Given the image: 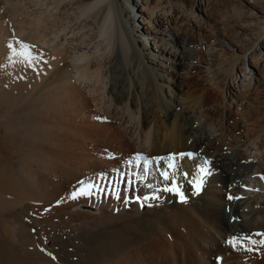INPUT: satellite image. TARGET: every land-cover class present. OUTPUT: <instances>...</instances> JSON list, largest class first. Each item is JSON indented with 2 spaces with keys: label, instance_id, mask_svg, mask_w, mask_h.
Here are the masks:
<instances>
[{
  "label": "bare ground",
  "instance_id": "bare-ground-1",
  "mask_svg": "<svg viewBox=\"0 0 264 264\" xmlns=\"http://www.w3.org/2000/svg\"><path fill=\"white\" fill-rule=\"evenodd\" d=\"M183 1L188 12L181 0H0V153L13 134L9 118L41 101L56 152L34 148L54 153L65 171L25 163L38 193L62 214L91 204L93 222L154 223L136 237L119 235L110 254L90 251L88 262L264 264V37L249 38L264 8L245 0L232 35L223 21L217 27L208 0ZM210 30L221 35L200 43ZM9 44L17 52L28 45L31 63ZM28 73L39 83L27 93L14 82ZM6 90H18L10 104ZM173 184L186 202L165 190ZM82 188L89 194L70 198ZM22 205L20 214H31Z\"/></svg>",
  "mask_w": 264,
  "mask_h": 264
},
{
  "label": "rangeland",
  "instance_id": "rangeland-1",
  "mask_svg": "<svg viewBox=\"0 0 264 264\" xmlns=\"http://www.w3.org/2000/svg\"><path fill=\"white\" fill-rule=\"evenodd\" d=\"M194 1L198 3V0H192V2ZM182 2H185V6L184 4L182 5L188 12L190 2L181 0ZM207 2L208 13L219 23L217 27L221 28L226 24V26L224 25L227 27L226 31L234 35L235 24L243 21L245 12H247L245 0H208ZM258 2L264 8V0H258ZM142 6H147L146 1H144ZM194 9L197 14L203 15L202 11L196 7ZM137 12V9L133 12L136 17H138ZM221 21L224 24H220ZM202 24V27H209L207 22ZM251 25H253L251 29L252 35L256 37L251 35H249L251 37H248L251 38V43H254V40L260 35L264 37V18L254 19L251 21ZM180 26L189 30L187 26ZM219 32L220 34H217L215 31L218 37L221 35V31ZM211 33L212 31L203 33L200 43H208V37L210 38ZM215 33H212V35L215 36ZM195 34L197 36V33ZM243 38L244 40L249 39L247 37ZM250 40L246 41V43L250 44ZM197 43H199V40ZM212 45L210 44V46ZM197 47L200 48L199 46ZM256 48L257 46H254L248 54H251ZM210 55L205 53L202 59L212 61L217 58ZM250 70L251 68L248 65L246 72L248 73ZM9 80L8 87L13 85L12 75L9 76ZM14 83L19 88L18 90L24 88L28 93L31 90V86L38 85L39 80H34L31 73H28L25 80H15ZM17 91L6 90L4 102L10 104L11 97ZM42 106L41 101H36L35 104L28 102L25 107H29V109L19 114V116L13 115L9 118V121L13 124V134L3 144L5 145L6 153H0V264H111L103 259L88 262V254L90 251L110 254L113 252V247L121 244L120 239L117 238L119 235L136 237L147 230H152L154 223L149 218L141 219L130 216H117L103 220V222L101 220L100 222L98 220L93 222L90 221L91 216L97 213L98 209L91 204L83 205L81 214H62V212L55 210L56 202L47 201L46 197L38 193L39 191L32 178L21 171L25 163H27V167L31 164L32 166H35V164L40 165V163L44 162L45 165H52L57 169L64 168L60 167L63 165L58 162L54 153L34 148V146L44 145L43 147L56 150L53 138L50 139L46 134L49 127H47L48 124L46 123V116L41 109ZM2 132L3 128L0 127V136H2ZM32 147L35 151H33ZM63 171H65V168ZM24 202L29 203L31 207L33 206V210L32 208V211L30 210L31 214L27 212L26 216L20 214ZM140 232L142 233L139 234ZM85 254H87V260L85 259ZM57 255L59 256L57 257ZM81 255L83 256L81 257ZM45 256L46 258H44ZM61 256H63V259ZM80 257L82 262L79 261Z\"/></svg>",
  "mask_w": 264,
  "mask_h": 264
},
{
  "label": "snow or ice",
  "instance_id": "snow-or-ice-1",
  "mask_svg": "<svg viewBox=\"0 0 264 264\" xmlns=\"http://www.w3.org/2000/svg\"><path fill=\"white\" fill-rule=\"evenodd\" d=\"M8 47H9L10 49L13 50V54H14V55L21 56V57H23V59H24L25 61L31 63V60L33 59V57L31 56V53L28 51V47H29L28 45L21 44V48H22L23 50H22V51H19V52H17L16 49L12 48V45H11V44H9ZM138 155H139V154H138ZM184 155H187L189 158H191V156H192L191 153H188V154H179V156H181V157H183ZM176 158H177V157H176L175 154L172 155V156H169V157L167 158V159H168V166H169L170 168H175V167H176V164H175V160H176ZM159 159H163V158H159ZM146 162H147V161H146ZM200 171H201V172H204L205 170H204L203 168H201ZM162 175H163V177H164L165 180L170 179V177L168 176V174H167L166 172L162 173ZM185 175H186V174H185ZM201 183H202V182H201ZM201 183H197V184H196L197 192L200 190ZM81 184H83V182H81ZM87 187H88V188H91L92 185H88ZM165 190H166V191L176 192V193L180 196L181 201H182V202H186V198L184 197L183 193L180 192L179 188H178L175 184H173V186L170 187V188H166ZM87 194H89L88 191H86L85 189L82 188V189L78 190V192H73V193L71 194V197H70V198H71V199H76V198H78V195H87ZM153 198H155V197H153ZM144 199L146 200V199H148V198L145 197ZM229 199H233V197H229ZM142 206H143V205H142ZM237 239H238V238H233L232 240H229L228 243L232 244L233 247H235V246H236V240H237ZM253 243H255V241H253ZM261 243H264V241H261ZM217 259L219 260L220 258H217Z\"/></svg>",
  "mask_w": 264,
  "mask_h": 264
}]
</instances>
